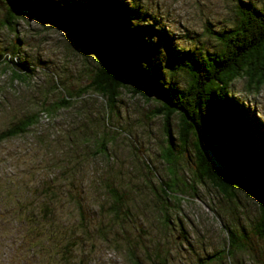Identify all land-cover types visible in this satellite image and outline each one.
I'll return each instance as SVG.
<instances>
[{
	"label": "rangeland",
	"instance_id": "rangeland-1",
	"mask_svg": "<svg viewBox=\"0 0 264 264\" xmlns=\"http://www.w3.org/2000/svg\"><path fill=\"white\" fill-rule=\"evenodd\" d=\"M52 1L66 7L64 0ZM121 1L142 15L141 23L153 26V42L160 49L155 72L163 86L171 81L179 89H184L188 76L169 66L162 53L164 40L201 57L218 49L208 29L232 27L238 2L255 8L264 3ZM5 3L0 0V132L31 113H37V120L23 133L0 140V264H7L11 248L26 239L24 221L29 213L37 219L41 215L44 225L63 234L59 244L67 240V232L75 233L72 264L79 257L82 264H131V251L139 264H149L144 249L148 253L155 248L166 255L168 264H264V237L254 233L258 205L248 190L255 183L239 174L242 180L228 197L208 181L195 180L193 138L189 135L187 146L178 152L177 114L170 119V137L178 158L169 166L162 158L168 143L162 118L150 114L159 106L152 98L157 95L143 86L150 99L132 94L131 87L120 89L109 113L105 99L91 90L71 100L69 107L56 109L63 90L89 83L92 70L103 60L97 49L74 43L71 30L57 27L50 18L43 21L45 14L36 6L19 9L21 16L12 29L5 23ZM248 87V79L238 76L228 94L256 127L255 147L264 151V82L257 89ZM100 142L104 149L97 153ZM206 148L199 147L208 157ZM171 174L179 190L169 187ZM243 180L249 183L247 188ZM44 207L50 215L42 214ZM117 210L119 217L114 218ZM228 231L238 244L229 256L222 251ZM37 232H42L41 226ZM37 242L41 245L39 238ZM51 256L43 252L37 264H56Z\"/></svg>",
	"mask_w": 264,
	"mask_h": 264
},
{
	"label": "trees",
	"instance_id": "trees-1",
	"mask_svg": "<svg viewBox=\"0 0 264 264\" xmlns=\"http://www.w3.org/2000/svg\"><path fill=\"white\" fill-rule=\"evenodd\" d=\"M2 1L7 3L4 4L5 23L9 27L13 26L12 29L14 20L21 16L19 9L36 6L37 10L45 14L43 21L50 18L57 27L71 30L74 43L96 48L102 58L103 63H98L92 70L89 83L75 90H63V97L54 106L56 109L69 107L71 100L81 98L91 90L105 99L104 106L109 113L120 89L131 87L132 94H139L145 100L150 99V95L141 88L143 86L150 90L157 95L152 98L159 103L150 114L161 116L164 132L168 136L162 158L169 166L178 158L170 137V119L177 114L180 119L178 152L187 146L189 135L193 138L195 180L208 181L228 197L234 194L236 184L242 180L240 175L245 176L249 183H255L248 189L258 205L259 215L254 224V233L259 238L264 237V151L255 147L256 127L249 124L248 115L242 113L237 101L228 94L229 84L238 76L248 79V89H257L264 82V3L260 8H255L248 2H238L237 20L232 27L218 32L208 29L218 49L205 52L201 57L192 56L188 50L178 49L170 44V40H164L162 53L169 66L184 70L188 76L184 89H179L171 81L167 87L160 83L155 72V67L160 66L155 60L160 49L153 42V26L141 23L142 15H136L121 0H86V6L68 5L64 0L65 8L52 0ZM53 86L58 87L56 84ZM187 117L197 127L202 146L212 150L220 165L226 168L225 171L213 167L208 157L200 151L193 123ZM36 120L37 113L19 119L10 128L0 132V140L23 133ZM99 144L97 153L104 149V142ZM171 175L169 187H177L178 181H175L174 174ZM245 180L243 183L247 188L249 183ZM176 189L179 190L178 187ZM180 191H183L181 187ZM166 195L167 192L163 196ZM112 196L118 202L117 194L112 193ZM45 211L47 216L50 215L49 209L45 207L42 214ZM0 216H3L2 212ZM12 216L18 217L17 213H12ZM113 216L118 218L119 210L113 211ZM40 217L37 219L36 214H27L24 221L26 239L23 238L19 245L11 248L7 254V264H37L39 257L47 251L56 264L60 261L72 264L70 255L75 245V233L67 232V240L59 244L63 234L52 231ZM38 226H41L42 232L36 233ZM38 238L41 245L37 242ZM43 242L47 244L46 247ZM237 246L235 236L228 231L227 247L222 251L229 256ZM133 254V251L129 253V262L139 264ZM144 257L149 264H168L166 255L160 254L156 248L148 253L144 249ZM81 260L79 257L76 264L81 263Z\"/></svg>",
	"mask_w": 264,
	"mask_h": 264
},
{
	"label": "water",
	"instance_id": "water-1",
	"mask_svg": "<svg viewBox=\"0 0 264 264\" xmlns=\"http://www.w3.org/2000/svg\"><path fill=\"white\" fill-rule=\"evenodd\" d=\"M95 50H96V48H95ZM96 51H97V50H96ZM171 106H174V105H171ZM187 119H188V121H191L190 118L187 117ZM191 122H192V121H191ZM192 123H193V122H192ZM193 127H194V130H195V132H196L198 145H199V147L201 148V147H202V144H201L200 139H199V136H200V135H199V132H198V130H197V127L195 126L194 123H193ZM204 152L208 155L209 159L211 160V162H212V164L214 165L215 168L220 169L221 171H225V170H226V168H223V167L220 165V163L217 161L216 157L213 155L212 150H211L209 147L206 148V150L204 149Z\"/></svg>",
	"mask_w": 264,
	"mask_h": 264
}]
</instances>
